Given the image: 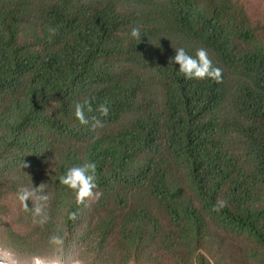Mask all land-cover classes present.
Here are the masks:
<instances>
[{
    "label": "trees",
    "instance_id": "1",
    "mask_svg": "<svg viewBox=\"0 0 264 264\" xmlns=\"http://www.w3.org/2000/svg\"><path fill=\"white\" fill-rule=\"evenodd\" d=\"M178 47L219 80L178 73ZM85 161L97 187L78 202L59 178ZM72 248L80 264H264V20L246 0H0V250L72 264Z\"/></svg>",
    "mask_w": 264,
    "mask_h": 264
},
{
    "label": "clouds",
    "instance_id": "2",
    "mask_svg": "<svg viewBox=\"0 0 264 264\" xmlns=\"http://www.w3.org/2000/svg\"><path fill=\"white\" fill-rule=\"evenodd\" d=\"M131 37H139V29L132 28L130 32ZM169 62L178 65V73H182L185 78H199L203 79L205 77L219 80L220 69L212 65L211 60L208 58L207 52L203 48L196 50L195 55L188 54L183 47H178L175 49L174 54L169 57ZM85 110L91 111V106L87 105L85 101L82 105L81 103H76L74 105V115L76 119L81 123H87L85 118ZM98 111L103 115L107 113V107L101 104ZM100 121L96 120L93 126L99 125ZM95 169L96 164L91 161H85L83 164L74 165L69 167L64 174L59 178V182L70 189L75 190V196L77 201H82L86 197L93 195V190L96 189L97 184L95 182ZM33 188L31 192L28 190H23L18 194L19 199L23 202L30 195L35 194L40 188ZM98 196L99 193H96ZM40 199H47L46 196H40ZM39 211V209H36Z\"/></svg>",
    "mask_w": 264,
    "mask_h": 264
},
{
    "label": "rangeland",
    "instance_id": "3",
    "mask_svg": "<svg viewBox=\"0 0 264 264\" xmlns=\"http://www.w3.org/2000/svg\"><path fill=\"white\" fill-rule=\"evenodd\" d=\"M246 9H247L248 13L253 18L264 20V0H246ZM59 253L63 254L61 249L57 250L54 255L47 253V254L38 256V258H40V259H36V260L39 261V262L41 261V263L34 262L32 264H44L46 262L59 261V260H54L53 259L57 255H59ZM76 253L77 252H76L75 248H72V250L70 252H68L67 256H65V257H67V261H69V263L73 262L72 264H80V263H77L76 260L70 259V258H73L74 256H76ZM0 259H4V260L8 259L7 261L11 262L9 260L10 259L9 255L7 253H5L4 251H2V250H0ZM49 259H53V260H49ZM20 261L27 262L28 260L27 259H22Z\"/></svg>",
    "mask_w": 264,
    "mask_h": 264
},
{
    "label": "built area",
    "instance_id": "4",
    "mask_svg": "<svg viewBox=\"0 0 264 264\" xmlns=\"http://www.w3.org/2000/svg\"><path fill=\"white\" fill-rule=\"evenodd\" d=\"M7 260L0 259V264H15V263L8 262ZM33 262L41 263V261L39 262L37 260L36 261H33ZM44 264H64V263L61 262V261H55V262H46Z\"/></svg>",
    "mask_w": 264,
    "mask_h": 264
}]
</instances>
